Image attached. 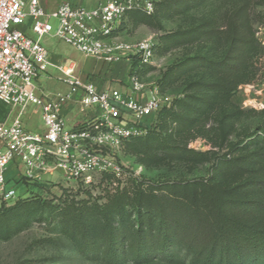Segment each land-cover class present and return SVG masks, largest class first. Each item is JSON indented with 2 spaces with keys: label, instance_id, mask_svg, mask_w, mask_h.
Wrapping results in <instances>:
<instances>
[{
  "label": "trees",
  "instance_id": "16d2710c",
  "mask_svg": "<svg viewBox=\"0 0 264 264\" xmlns=\"http://www.w3.org/2000/svg\"><path fill=\"white\" fill-rule=\"evenodd\" d=\"M252 5L263 12L254 17ZM133 15L127 14L129 18ZM255 21L264 24V0H240L225 15L222 28H213L211 20L170 34L181 44L221 42L225 49L219 58L195 56L179 63L183 69L204 70L211 81H193L188 90L196 92L195 96L177 99L157 114L160 134L176 132L179 142L183 140V145L172 146L164 139L165 159L207 160V154L188 149L186 144L203 134V121L214 103L221 101L222 112H227L225 104L233 92L250 79V63L261 49L252 32ZM158 47L157 43L154 50ZM130 65L132 71L137 60ZM202 92L205 95L199 96ZM236 114L233 110L230 115ZM227 119H222L225 134L230 132ZM140 139L126 142L123 149ZM237 148L243 153L233 156ZM217 160L214 169L223 170L234 184L215 183L209 177L149 185L141 178L133 181L135 189L108 193L104 203L71 201L57 207L59 231L82 257L101 264H151L159 257L170 264L186 260L188 264H264V126ZM9 206L0 210V218Z\"/></svg>",
  "mask_w": 264,
  "mask_h": 264
},
{
  "label": "built area",
  "instance_id": "2783aa9c",
  "mask_svg": "<svg viewBox=\"0 0 264 264\" xmlns=\"http://www.w3.org/2000/svg\"><path fill=\"white\" fill-rule=\"evenodd\" d=\"M157 2L63 0L50 9L45 0H0V104L15 113L0 120V210L18 198L7 188L11 169L15 185L23 187L48 186L57 172L83 188L124 189L127 181L140 178L142 167L122 163L118 153L126 142L144 137L155 124L152 118L171 103L156 87L146 94L141 81L155 44L148 39L128 44L116 33L131 12L154 15ZM53 20L54 37L86 57L108 66L136 59L123 87L99 90L93 81L82 83L69 64L57 67L69 91L45 93L38 80L51 64L41 40L51 35ZM71 105L85 118L68 128L60 110ZM29 110L39 113L40 133L22 121Z\"/></svg>",
  "mask_w": 264,
  "mask_h": 264
},
{
  "label": "rangeland",
  "instance_id": "374dc122",
  "mask_svg": "<svg viewBox=\"0 0 264 264\" xmlns=\"http://www.w3.org/2000/svg\"><path fill=\"white\" fill-rule=\"evenodd\" d=\"M62 1L45 0V5L51 8L50 4L57 2L59 4ZM183 1L158 0L156 12L150 17L139 11L132 12L136 15L130 18L126 16L119 32L116 33L120 41L128 44L147 39L155 45L159 44L154 51L151 63L143 68L140 77L146 94L149 95L156 87L163 100L171 103L169 108L177 99L183 97L191 99L196 95V92L188 90L189 84L193 81H211V77L204 70L183 69L180 68L179 63L195 56L219 58L225 49V45L221 42L196 41L181 44L171 35L211 20L213 28H222L225 15H228L240 2V0H187L186 3ZM251 7L254 17L259 12H263V9L258 6ZM51 25L53 27L51 35L41 40V44L48 53V59L54 63L75 62L78 68L84 70V66L88 63L86 59L82 54L55 38L57 22L53 20ZM252 29L261 49L250 63V79L233 92L229 102L225 104L227 112H222L221 101L214 103L213 110L203 121V134L189 139L186 144L188 149L207 154V160L188 163L185 160L165 159L164 139L167 138L166 141L172 146L178 145L176 143L183 145V140L179 142L180 138L176 132L171 135L160 134L156 117L152 118L156 128L153 126L148 130L147 136L150 137L147 140L142 137L118 153L122 163L132 168L142 167L139 179L142 178L145 184L192 182L209 177H212L215 183L234 184V181L225 176L223 170L214 169L217 158L227 153L232 145L245 138L247 134L260 131L264 126V24L255 21ZM25 33L29 38L36 39L30 30L27 29ZM123 62L114 66L102 64V70L106 72L107 77L105 78L100 71L90 74L88 81H93L95 84L103 81L105 84L113 83V87H123L131 73V65L124 69ZM56 74V69L49 68V75L55 77ZM41 89L45 93L67 91L66 87L57 81H43ZM106 89H110V86ZM204 95L205 93L202 92L199 96ZM233 110H237L239 114L231 116ZM14 114V111L10 113L9 109L0 104V120H11ZM224 117H228L225 122L230 129L228 134L221 129L224 126L222 124ZM76 119L79 120L78 123L84 120L79 115L75 116ZM22 121L27 130L33 133H40L43 130L39 113H32L29 110ZM72 124L68 122L67 127L72 128L77 125ZM252 150L253 148L249 149V151ZM241 153H243L242 150L237 148L233 156ZM19 169L22 170V167ZM50 179L54 181L48 186L24 183L25 187H23L15 185L14 170L11 169L8 172L7 188L14 189L18 198L11 202L10 206L7 205L10 210L0 218V264H101L82 257L62 236L58 227L56 210L59 214V206L67 205L71 201L104 203L107 194L117 189H103L101 186L83 188L77 183L63 181L64 177L58 172L49 176ZM133 181H127L124 189H135ZM151 264L170 263L160 260L159 257ZM184 264H188V261L186 260Z\"/></svg>",
  "mask_w": 264,
  "mask_h": 264
},
{
  "label": "crops",
  "instance_id": "0c3cea01",
  "mask_svg": "<svg viewBox=\"0 0 264 264\" xmlns=\"http://www.w3.org/2000/svg\"><path fill=\"white\" fill-rule=\"evenodd\" d=\"M57 0H55V2H56ZM62 1V0H61ZM63 2V1H62ZM58 3V2H57ZM57 3L56 4H53V5H49L51 8H54L56 5H57ZM50 8V9H51ZM73 49V48H72ZM83 56V58L84 59H86V61L88 62L85 66H84V70H81L80 68H78V65L75 63V62H63V63H54V62H51L50 60H49V62H50V66L47 68V72H45V73H43V74H41L40 75V77H39V83H40V85H41V83L43 82V81H47V82H52V81H57V82H59V83H61L62 85H64L65 87H66V89H67V91L66 92H68L69 91V89H68V86L67 85H65L62 81H60L59 80V77L61 76V74H60V72L57 70V67H61V66H65V65H69V64H72V65H74V67H75V76L82 82V83H85V82H87L88 81V76L90 75V74H93V73H98V72H100V71H102V73H103V75H104V77L106 78L107 76H106V72L104 71V70H102V63L101 62H98V61H96L95 59H93V58H90V57H86V56H84V55H82ZM94 65H96V66H94ZM122 65H123V67H124V69L126 68V67H130V61H124L123 63H122ZM49 68H54V69H56V71H57V74H56V76L55 77H53V76H51V75H49ZM103 81H99L98 83H96L95 84V82H94V84H95V86L99 89V90H104V89H106V88H109V86H110V88H112L113 86H112V84L113 83H107V84H105V83H103ZM115 87V86H114ZM113 87V88H114ZM53 93H56V92H53ZM60 114L63 116V118L65 119V122H66V124H68V122H72L73 124L72 125H76L78 122H79V120L78 119H76L75 120V116H77L78 117V115L79 116H82L83 118H85V116H83V114L79 111V109H78V107L77 106H75V105H71V106H66V107H64L62 110H60ZM12 170H14V169H12ZM10 171V170H9ZM8 171V172H9ZM14 173H15V170H14Z\"/></svg>",
  "mask_w": 264,
  "mask_h": 264
}]
</instances>
